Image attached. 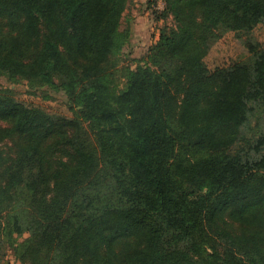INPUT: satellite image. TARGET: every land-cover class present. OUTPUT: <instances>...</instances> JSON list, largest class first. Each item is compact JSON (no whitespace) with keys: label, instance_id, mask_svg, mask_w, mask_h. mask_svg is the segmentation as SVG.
Listing matches in <instances>:
<instances>
[{"label":"trees","instance_id":"1","mask_svg":"<svg viewBox=\"0 0 264 264\" xmlns=\"http://www.w3.org/2000/svg\"><path fill=\"white\" fill-rule=\"evenodd\" d=\"M128 1L0 0V74L74 111L0 89V262L264 264V45L204 60L264 0H165L143 62L116 66Z\"/></svg>","mask_w":264,"mask_h":264},{"label":"rangeland","instance_id":"2","mask_svg":"<svg viewBox=\"0 0 264 264\" xmlns=\"http://www.w3.org/2000/svg\"><path fill=\"white\" fill-rule=\"evenodd\" d=\"M158 0H129L121 18V27L128 28L129 40L120 54V61L116 66L127 64L131 67L143 62L146 48L153 41L164 23L170 24L171 18L158 17ZM161 8V7H160ZM254 40L264 45V22L257 21L249 29H222L220 36L211 44L204 60L208 67L224 66L235 60L244 58L248 54L245 40ZM115 66V67H116ZM117 74V72H116ZM119 75V72H118ZM8 88L14 96L26 104L42 107L44 110L72 116L73 106L65 92L55 91L49 86L33 87L25 79L10 80L0 74V89ZM78 107V106H77ZM100 199L95 201L99 205ZM7 233L12 239L19 240L27 233H20L10 226ZM0 264H22L11 252H7Z\"/></svg>","mask_w":264,"mask_h":264},{"label":"built area","instance_id":"3","mask_svg":"<svg viewBox=\"0 0 264 264\" xmlns=\"http://www.w3.org/2000/svg\"><path fill=\"white\" fill-rule=\"evenodd\" d=\"M164 4H165V0H158V2H157V7L158 8H162V7H164Z\"/></svg>","mask_w":264,"mask_h":264}]
</instances>
